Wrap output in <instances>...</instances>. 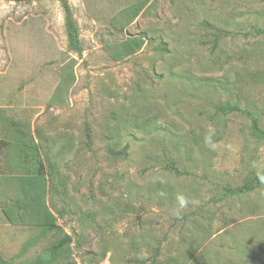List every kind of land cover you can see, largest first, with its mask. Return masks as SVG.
Segmentation results:
<instances>
[{"label":"rangeland","instance_id":"1","mask_svg":"<svg viewBox=\"0 0 264 264\" xmlns=\"http://www.w3.org/2000/svg\"><path fill=\"white\" fill-rule=\"evenodd\" d=\"M144 1L124 31L111 25ZM65 2L77 50L62 0H0V179L23 172L18 125L60 227L13 225L0 209V258L264 264V183L233 191L264 171V0ZM128 35L143 46L113 60L105 44ZM68 57L75 80L63 105L50 104ZM0 181L1 205L11 183ZM178 194L192 203L177 213Z\"/></svg>","mask_w":264,"mask_h":264},{"label":"trees","instance_id":"2","mask_svg":"<svg viewBox=\"0 0 264 264\" xmlns=\"http://www.w3.org/2000/svg\"><path fill=\"white\" fill-rule=\"evenodd\" d=\"M146 1L134 2L124 7L111 18V25L119 31H124L125 28L138 16L143 9ZM62 5L65 11V22L67 26V36L70 46L77 50L78 39L76 28L73 25L70 17V10L65 2L62 0ZM143 37L138 35H128L119 43L105 44L104 48L110 57L115 60H121L131 54L137 52L144 44ZM75 59L68 57L60 66L59 80L51 95L50 104H64V91L68 90L75 80L73 67ZM256 129L259 127L253 123ZM15 130L12 133L17 141L16 149L18 155L16 159V166L22 168L23 172L13 174L10 176H1L0 180L11 183V194L1 200L0 209L5 219L13 225L22 226H37L46 231L56 230L60 227L57 224L56 215L51 211L46 201L47 196V178L46 170L43 161L34 145V141L29 132V141L31 144L27 146L23 137V132L20 126H14ZM87 137L89 133H86ZM33 149L29 151L28 149ZM24 164H28L25 170ZM260 179L257 174L253 175L251 179L236 186L234 192H246L247 190L255 187ZM1 184V181H0ZM71 237L67 234L64 239L59 240L58 243L52 245L53 251L51 253H59L63 243H69ZM0 264H8L6 260L0 258Z\"/></svg>","mask_w":264,"mask_h":264},{"label":"clouds","instance_id":"3","mask_svg":"<svg viewBox=\"0 0 264 264\" xmlns=\"http://www.w3.org/2000/svg\"><path fill=\"white\" fill-rule=\"evenodd\" d=\"M214 134H215L214 130H210L209 134L206 135V137H205V145L210 147V148H214V144L212 141V136ZM257 176L260 179L261 183H264V171L258 172ZM161 182H163V181H161ZM176 202L179 206L178 209L175 210L177 213L179 212V210L187 208L189 203H192V201H190L189 198H187L183 194H178L176 196Z\"/></svg>","mask_w":264,"mask_h":264},{"label":"crops","instance_id":"4","mask_svg":"<svg viewBox=\"0 0 264 264\" xmlns=\"http://www.w3.org/2000/svg\"><path fill=\"white\" fill-rule=\"evenodd\" d=\"M9 223V222H8Z\"/></svg>","mask_w":264,"mask_h":264}]
</instances>
